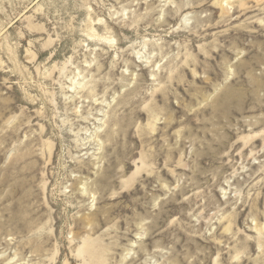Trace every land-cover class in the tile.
I'll use <instances>...</instances> for the list:
<instances>
[{
	"label": "rangeland",
	"instance_id": "374dc122",
	"mask_svg": "<svg viewBox=\"0 0 264 264\" xmlns=\"http://www.w3.org/2000/svg\"><path fill=\"white\" fill-rule=\"evenodd\" d=\"M0 264H264V0H0Z\"/></svg>",
	"mask_w": 264,
	"mask_h": 264
}]
</instances>
